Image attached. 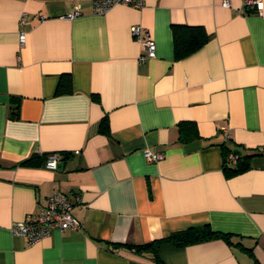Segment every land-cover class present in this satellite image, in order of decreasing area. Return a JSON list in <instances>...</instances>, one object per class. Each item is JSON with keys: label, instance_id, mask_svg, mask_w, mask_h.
<instances>
[{"label": "crops", "instance_id": "1", "mask_svg": "<svg viewBox=\"0 0 264 264\" xmlns=\"http://www.w3.org/2000/svg\"><path fill=\"white\" fill-rule=\"evenodd\" d=\"M230 2L145 0L99 14L94 0H0V264H158L127 244L205 224L229 240L164 243L163 263L264 264V7ZM174 24L209 39L176 60ZM181 122L199 137L182 143ZM224 147L251 154L250 168L228 177ZM55 193L74 202L80 231L36 243L13 234Z\"/></svg>", "mask_w": 264, "mask_h": 264}, {"label": "built area", "instance_id": "2", "mask_svg": "<svg viewBox=\"0 0 264 264\" xmlns=\"http://www.w3.org/2000/svg\"><path fill=\"white\" fill-rule=\"evenodd\" d=\"M145 0H94L95 11L99 14L107 13L114 5L124 4L134 8L143 7ZM223 6L230 7V0H223ZM264 4L263 0H244V8L242 12L254 11L261 13ZM80 14L78 8L70 18H75ZM133 35L136 40L141 43L149 57L156 56V42L150 32L143 29L141 26L132 27ZM20 43H26V34L20 35ZM145 56L141 57L144 60ZM225 132H227L225 130ZM78 153V152H77ZM145 156L149 161H158L163 159L164 154H153L151 151H146ZM60 155L58 153L50 154L46 161L48 169H57L59 167ZM232 162H236L237 157L233 153L229 155ZM74 202L62 193H55L49 196L47 204L38 212L28 214L24 220L15 223L11 231L17 236L26 237L30 243H36L39 240L49 236L53 230L65 231H80L83 227L72 213Z\"/></svg>", "mask_w": 264, "mask_h": 264}, {"label": "trees", "instance_id": "3", "mask_svg": "<svg viewBox=\"0 0 264 264\" xmlns=\"http://www.w3.org/2000/svg\"><path fill=\"white\" fill-rule=\"evenodd\" d=\"M174 39L175 59L181 60L200 50L209 39V35L202 26L174 24L172 26ZM107 120L104 119L101 123V130L105 132ZM179 140L182 143H187L199 137L196 124L193 122L179 123ZM236 155V162L229 159V155ZM224 171L228 177L238 175L247 171L250 168L251 154H242L241 152L229 151L224 147ZM229 240L230 234L215 231L209 224L199 227H189L186 230L175 232L168 237L153 240L144 244H127L128 247L135 249L137 252H152L157 259L158 264H164L158 254L159 247L164 243H171L175 246L182 247L194 243L209 241L211 239Z\"/></svg>", "mask_w": 264, "mask_h": 264}]
</instances>
